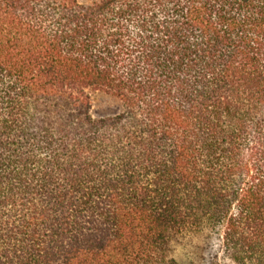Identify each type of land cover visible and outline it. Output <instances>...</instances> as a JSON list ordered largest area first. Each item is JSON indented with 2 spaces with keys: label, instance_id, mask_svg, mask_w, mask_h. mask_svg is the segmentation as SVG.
I'll return each instance as SVG.
<instances>
[{
  "label": "trees",
  "instance_id": "16d2710c",
  "mask_svg": "<svg viewBox=\"0 0 264 264\" xmlns=\"http://www.w3.org/2000/svg\"><path fill=\"white\" fill-rule=\"evenodd\" d=\"M219 253L264 264V0H0V264Z\"/></svg>",
  "mask_w": 264,
  "mask_h": 264
},
{
  "label": "rangeland",
  "instance_id": "374dc122",
  "mask_svg": "<svg viewBox=\"0 0 264 264\" xmlns=\"http://www.w3.org/2000/svg\"><path fill=\"white\" fill-rule=\"evenodd\" d=\"M80 3H88L94 0H78ZM91 113L95 118L107 117L119 114L122 111L121 102L110 94L96 92L91 95ZM218 264H231L222 258V254H218Z\"/></svg>",
  "mask_w": 264,
  "mask_h": 264
}]
</instances>
